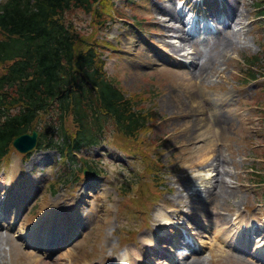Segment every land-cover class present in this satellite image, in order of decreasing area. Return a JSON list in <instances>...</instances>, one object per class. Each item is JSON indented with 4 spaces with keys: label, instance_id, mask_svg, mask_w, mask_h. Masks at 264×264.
<instances>
[{
    "label": "rangeland",
    "instance_id": "rangeland-1",
    "mask_svg": "<svg viewBox=\"0 0 264 264\" xmlns=\"http://www.w3.org/2000/svg\"><path fill=\"white\" fill-rule=\"evenodd\" d=\"M99 1L97 7L101 5L105 10H109L110 2H113L114 10L117 7L115 17H109L105 24L95 21L93 13L86 14L77 9L66 13L65 18L75 24L84 46L97 48L99 57L104 59L103 68L108 75L116 78L123 93L134 98L140 96L142 105L149 108L154 122H150L146 131L140 130L137 136L125 139L112 131L111 124H107L104 141L92 151L93 157L97 162H103L107 172L98 177V193L92 191L90 184H84V180L72 184L64 180L51 191V184L48 185L47 181L50 182L60 169H64V163L49 162L56 159L54 151H51L52 154L43 151L32 164L29 160H17L12 152L11 158L17 161L14 163L16 167L10 168L5 177L0 173V181L16 184L24 180L27 186L37 182V188L34 183L32 191L39 190L30 204V211L26 209L14 225L12 217L7 229L0 225V264H36L43 261L48 264H88L99 258L102 264H106L109 256L117 255L123 247L131 249L134 246L132 242L137 244V249L145 251L149 262L157 260L161 264L162 259L155 253V247H142L138 239L152 235L155 222L152 218L155 213L162 214L165 207L173 205L176 195L184 200L181 209L195 212L190 220H186L200 224L201 227L194 231H198L212 247L210 252L206 250L205 254L199 255L205 260L197 264H249L222 244L219 250L212 237L214 225L221 221L220 217L239 213L240 217L247 218L249 214L264 212V184L258 182L264 180V145L254 147L264 141V124L263 128H257L258 125L253 123L258 121L260 107H263H257L254 102L264 104V86L258 93L264 81H251L243 86L238 83L243 82V77L247 75L248 67L244 59L255 55L264 46V21L256 13L255 0H224L230 7L232 28L226 27L221 34L210 36L206 41L192 40L193 46L189 49L191 43L185 40L179 17L172 9L177 0H131L129 4H126L127 0ZM122 15L139 22L149 42H143L136 25L122 19ZM172 45L179 47L175 53ZM180 50L184 53L181 54ZM194 51L197 56L202 52L203 59L199 63L202 64L201 70L193 75L180 64L179 58L185 56L189 59ZM195 82L200 84L195 86ZM256 88L257 95L254 93ZM194 92L204 99L202 102L195 96L201 105L199 110L193 108L190 99L189 93ZM233 96L230 108L222 106ZM239 99L247 101L245 107L239 104ZM205 100L208 103H204ZM206 110L209 113L215 111V123L211 130L212 134L216 133L212 139L209 128V152L198 149L204 145V137L189 138L191 127L196 122L192 119L193 115L202 121L195 131L201 132L203 126L209 127L205 119ZM128 143L132 150L135 149L137 162L130 157L121 159L124 154L116 153L115 146L127 145L128 149ZM99 149H106L101 152L104 155H99ZM10 150L15 151L13 147ZM160 150L157 158L162 166L158 170L150 165L155 164L153 157ZM204 154L212 159V163L224 160L223 170L227 174L222 170L221 176H214L206 183L195 180L193 175L200 166L205 169L211 164L203 162ZM253 163L257 164L256 167ZM188 169L194 170L181 173ZM77 176L80 177L78 173ZM160 184L164 188L162 193ZM81 185L83 191L87 192L86 188H90V192L84 198L88 203L78 207V214L82 216L80 213L85 206L82 213L87 214L89 220L84 231L68 246L69 250L60 254L57 252L48 259L35 254L33 249L25 248L17 236L33 222L32 219L38 217L36 214L46 203L44 201L57 197L60 202L64 201L61 205L69 200L70 204L76 201L75 190ZM206 185H211L208 187H212L213 193L204 199ZM196 187L201 188V196ZM215 211L220 212L217 220L212 213ZM157 237L154 236L155 240Z\"/></svg>",
    "mask_w": 264,
    "mask_h": 264
},
{
    "label": "trees",
    "instance_id": "trees-1",
    "mask_svg": "<svg viewBox=\"0 0 264 264\" xmlns=\"http://www.w3.org/2000/svg\"><path fill=\"white\" fill-rule=\"evenodd\" d=\"M97 3L0 0V57L15 60L0 77V156L15 134L31 128L47 112L39 142L46 146L57 143L63 152L68 151V157L82 142H91L92 133L103 130L109 117L123 134L146 124L140 111L131 110L118 81L105 73L97 48L84 46L75 24L65 18L77 9L93 13L95 21L105 24L108 13ZM254 4L264 15V0ZM260 60L264 62L256 54L247 61L253 65ZM48 117L53 127L60 128L59 143L47 125Z\"/></svg>",
    "mask_w": 264,
    "mask_h": 264
},
{
    "label": "bare ground",
    "instance_id": "bare-ground-1",
    "mask_svg": "<svg viewBox=\"0 0 264 264\" xmlns=\"http://www.w3.org/2000/svg\"><path fill=\"white\" fill-rule=\"evenodd\" d=\"M130 44V43H129ZM130 47V46H129ZM172 51H177V49H178V46H176V45H172ZM201 61H199V60H197V61H195L194 62V64H191L192 65V69L190 70V72H192V74L194 75L195 74V71H199V70H201V68H202V64H199ZM186 86H188L189 88L191 87L190 86V84L189 83H186ZM190 94V99L192 100V104H193V108L195 109V110H199V109H201V105H200V103L198 102V100H197V96L195 95V92L194 93H189ZM196 96V97H195ZM171 98H173V97H171ZM197 100V101H196ZM195 104H197V105H195ZM165 105H166V103H165ZM167 106V105H166ZM201 118H198V120H196V122L192 125V127H191V131H192V133L191 134H189L190 136H189V138L190 139H193V138H196V137H200V136H202V137H204V139H202L203 141H204V145H200L199 147H198V149H199V151H201V150H207L208 152H209V149H211V144L209 143V138H208V136L210 135V131H209V128H210V130H211V127H210V125H209V127H207V128H205V126H203V131H195V130H197L198 128H199V126H200V124L202 123V121L200 120ZM206 119V118H205ZM207 120V119H206ZM215 120V119H214ZM213 120V121H214ZM207 122H208V120H207ZM207 126V125H206ZM212 130H211V135H213L212 134ZM212 139H213V136H212ZM210 153H212V152H210ZM36 155L35 154H33V155H31L30 156V159H33V157H35ZM211 161H212V159H209V157H208V155L207 154H204V156H203V162L204 163H208V162H210L211 163ZM200 162H202L201 160H200ZM214 165H213V168H214V170H211V169H209V168H207V169H205L204 171H203V173H201V175L203 176V175H207V180L206 181H208V182H210L211 181V178L213 177V176H211V175H213L212 173H214V172H210V171H215L216 172V177L221 173V171L223 170V166H224V160H219L218 159V161L217 160H214ZM223 173L224 174H227L224 170H223ZM220 176H221V174H220ZM213 179V178H212ZM204 180V179H203ZM213 185V184H212ZM205 186V185H204ZM214 186V185H213ZM201 191V189L200 188H198L197 187V193H198V195H200L201 196V194H199V192ZM195 193H196V191H195ZM212 187H206V189H205V194L203 195V197H204V199L206 198V197H208V196H210V195H212ZM197 195V194H196ZM209 198V197H208ZM198 199H201V197H199ZM202 200V199H201ZM51 203H57V201H52ZM59 203V202H58ZM50 206V205H49ZM223 220L225 219L224 217L222 218ZM229 221H230V219H227L226 221H225V223H229ZM236 223H237V221H236ZM219 226V225H218ZM46 227H48V226H46ZM54 228V227H53ZM52 228V229H53ZM46 229V228H45ZM228 231H227V229H225V228H223L222 226H220V227H218L217 229H216V231L214 232V235L216 236V237H220L222 234H224V235H226V233H227ZM30 233H32V232H30ZM35 235L36 234H33V237H35ZM205 237H206V235H204ZM202 242H205V243H207L208 241H204L203 239H202ZM65 250H69V248L68 247H65ZM135 253H137V251H135ZM144 253V252H143ZM124 258H121V256H118L117 257V262H116V264H137V261L139 260V258L138 257H133L130 253H128V250L127 251H125V253H124ZM137 256H139V257H142L143 255H142V252H139L138 251V253H137ZM133 259H134V262H133ZM102 259L101 258H99L98 260H96V261H94V263L93 264H98L100 261H101ZM141 262V261H140ZM197 258H192V260H189V262L187 263V264H197ZM199 263H200V261H199ZM33 264H35V263H33ZM36 264H48V263H46V262H42V263H36ZM249 264H251L250 262H249Z\"/></svg>",
    "mask_w": 264,
    "mask_h": 264
},
{
    "label": "water",
    "instance_id": "water-1",
    "mask_svg": "<svg viewBox=\"0 0 264 264\" xmlns=\"http://www.w3.org/2000/svg\"><path fill=\"white\" fill-rule=\"evenodd\" d=\"M36 134H35V131L32 130V133L31 134H21V135H18L17 137H15V142L16 144L20 145L21 147H24L25 145L27 147H30L32 146L35 141H36Z\"/></svg>",
    "mask_w": 264,
    "mask_h": 264
}]
</instances>
